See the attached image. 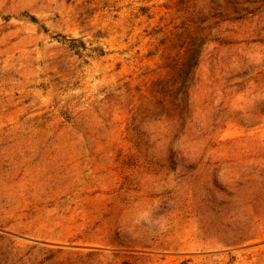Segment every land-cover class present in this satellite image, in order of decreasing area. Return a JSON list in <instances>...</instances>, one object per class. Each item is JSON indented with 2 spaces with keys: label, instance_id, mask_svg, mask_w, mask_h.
Segmentation results:
<instances>
[{
  "label": "rangeland",
  "instance_id": "obj_1",
  "mask_svg": "<svg viewBox=\"0 0 264 264\" xmlns=\"http://www.w3.org/2000/svg\"><path fill=\"white\" fill-rule=\"evenodd\" d=\"M233 4L0 0V264H264V5ZM198 32L179 132L154 97Z\"/></svg>",
  "mask_w": 264,
  "mask_h": 264
},
{
  "label": "trees",
  "instance_id": "obj_2",
  "mask_svg": "<svg viewBox=\"0 0 264 264\" xmlns=\"http://www.w3.org/2000/svg\"><path fill=\"white\" fill-rule=\"evenodd\" d=\"M241 5H247V8L234 11L235 4H233L232 12L228 11L225 16L228 21H235L239 19H246L251 17L252 5L261 4L264 5V0H240ZM250 9V10H248ZM31 21L36 22L35 18H31ZM45 32H48L47 28L43 27ZM57 40L64 39L60 34L55 35ZM207 37L203 32H198L195 36H190L186 40L181 53L175 56L167 57V67H170L164 79H162L161 87L155 93V105L160 111V117L163 120V125H167V122L172 124H181L179 132H182L183 117L186 112V100L189 94L188 84L192 81L195 69L201 63V56L203 49L207 46ZM170 83V84H169ZM226 95H222V100ZM176 121L174 123L173 121Z\"/></svg>",
  "mask_w": 264,
  "mask_h": 264
}]
</instances>
